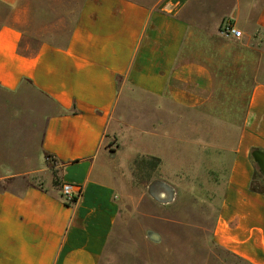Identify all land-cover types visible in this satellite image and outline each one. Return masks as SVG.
<instances>
[{"label":"crops","instance_id":"crops-1","mask_svg":"<svg viewBox=\"0 0 264 264\" xmlns=\"http://www.w3.org/2000/svg\"><path fill=\"white\" fill-rule=\"evenodd\" d=\"M0 4V90L49 102L35 122L47 179L0 187V264H100L141 156L159 159L143 192L154 219L178 222L182 205L191 224L197 206L210 244L264 264V177L251 156L264 153V0H71L34 32L27 0ZM128 90L148 99L149 128L123 123ZM15 158L0 153V180L25 174ZM63 183L81 188L72 203Z\"/></svg>","mask_w":264,"mask_h":264},{"label":"rangeland","instance_id":"rangeland-1","mask_svg":"<svg viewBox=\"0 0 264 264\" xmlns=\"http://www.w3.org/2000/svg\"><path fill=\"white\" fill-rule=\"evenodd\" d=\"M27 1L32 7L34 6L32 8L34 32L40 25L43 29L48 25L50 30L53 29L51 18L59 16L64 8L67 10L71 0ZM65 1L67 3H64ZM79 2L80 0H74V8ZM6 13V7L0 4V23L6 21ZM35 43V40L30 41L31 47ZM146 102H149L148 99L140 98L128 90L123 111L125 126L129 127L138 122L137 126L143 129L149 128L148 121L141 120V116L148 112L143 109V104ZM45 106L49 107V102L31 90L19 95H9L0 90V153L15 154L16 161L23 163L19 168L24 169L25 172L13 180H0V187L20 188L27 183L41 182L43 177L44 180L47 179L48 175L44 174V166L39 163L38 158L41 134L38 118ZM36 121L39 122L37 125ZM108 143L114 146L115 141L111 140ZM121 146L123 161L131 155L132 147L125 141ZM24 159L28 160L29 168L26 165L27 161L23 162ZM155 169L156 167L147 161L143 164L141 162L132 164L131 182L125 184L123 188L127 204L100 264H245L210 244L209 233L199 227V220L206 218L199 216L197 206H190V212L195 214L191 224L184 217V210L188 209L182 205L178 206V217L182 220L167 224L165 221L154 219L152 213L156 208L150 200L144 198L143 192ZM5 170L3 169L2 173ZM164 214L166 215V210Z\"/></svg>","mask_w":264,"mask_h":264},{"label":"built area","instance_id":"built-area-1","mask_svg":"<svg viewBox=\"0 0 264 264\" xmlns=\"http://www.w3.org/2000/svg\"><path fill=\"white\" fill-rule=\"evenodd\" d=\"M222 32L226 35H233L234 37H240L241 31L234 28L230 23L226 22L222 26ZM81 193V188L79 186L63 183L60 186V195L66 202H72Z\"/></svg>","mask_w":264,"mask_h":264},{"label":"water","instance_id":"water-1","mask_svg":"<svg viewBox=\"0 0 264 264\" xmlns=\"http://www.w3.org/2000/svg\"><path fill=\"white\" fill-rule=\"evenodd\" d=\"M251 156L257 166L258 171L264 177V153L261 151L254 150L252 151Z\"/></svg>","mask_w":264,"mask_h":264},{"label":"trees","instance_id":"trees-1","mask_svg":"<svg viewBox=\"0 0 264 264\" xmlns=\"http://www.w3.org/2000/svg\"><path fill=\"white\" fill-rule=\"evenodd\" d=\"M146 161L149 162L151 165L153 164V167H157L158 164H159V159L156 158V157H152V156H141V157H138V158H136L134 160V163L133 164H138L139 162H141L143 164ZM76 199L77 198H75L73 201H75ZM72 202H66V203H72Z\"/></svg>","mask_w":264,"mask_h":264}]
</instances>
